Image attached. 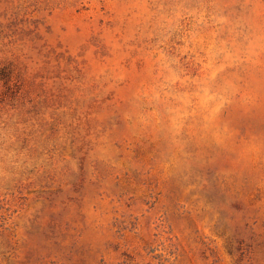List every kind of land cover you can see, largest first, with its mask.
<instances>
[{"label": "rangeland", "instance_id": "374dc122", "mask_svg": "<svg viewBox=\"0 0 264 264\" xmlns=\"http://www.w3.org/2000/svg\"><path fill=\"white\" fill-rule=\"evenodd\" d=\"M0 264H264V0H0Z\"/></svg>", "mask_w": 264, "mask_h": 264}]
</instances>
